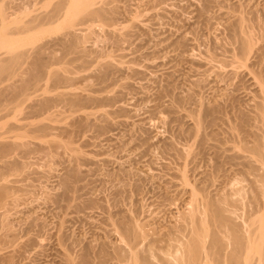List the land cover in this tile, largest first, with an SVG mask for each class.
I'll use <instances>...</instances> for the list:
<instances>
[{
  "label": "rangeland",
  "instance_id": "obj_1",
  "mask_svg": "<svg viewBox=\"0 0 264 264\" xmlns=\"http://www.w3.org/2000/svg\"><path fill=\"white\" fill-rule=\"evenodd\" d=\"M58 1L0 0L11 18L3 34L11 33L9 40L13 44L37 34L36 41L25 46L28 55L31 54L29 58L35 57L36 48L46 47L41 55L48 56L50 62L54 57L55 62H48L49 68H59L72 80L58 83L44 73L48 76L40 77L34 87L35 83L31 85L17 74L10 79L3 77L5 81L0 83L4 92L8 89L4 87L12 82L28 87L25 102L13 106L7 100L10 104L3 101L0 107V143L16 141L14 152L0 154V169L5 172L2 165L9 160L21 165L14 172H5V180L0 179V184H9V191L14 192L3 195L6 199L0 196V264H66L65 254L76 260L72 258L74 264H82L81 255L86 250H93L89 252L93 256L90 264H125L112 260L114 245L125 244L120 240V220L131 216L151 234L154 228L172 222L189 207L185 201L190 199L187 191L192 186L195 190L199 184L208 188L202 191L198 186L202 191H197L200 197H204L206 190V194L219 196L232 193L233 187L246 186L250 190L256 180L250 167L255 163L259 167L260 163L249 151L254 137L264 136V122L257 114V105L264 100L260 92V86L264 85V0H97L94 7L104 11L100 17L90 16L84 9L72 21L65 15L70 10L64 8L59 16L44 21L43 27L40 24L27 30L17 22L19 17L25 22L41 13H50ZM239 18L244 20L243 33L256 42H252L249 52L242 49ZM65 44L68 49L73 45L76 53L73 48L68 51ZM83 48L92 53V58L88 52V57L84 55L86 52L83 54L85 60L83 56L78 58L77 52L81 55ZM7 50L0 47V55ZM75 57L79 60L75 61ZM69 58L75 59L68 65ZM82 59L87 66L80 62ZM27 62L25 68L29 66ZM67 66L71 68L68 73L65 69L62 72V67ZM107 69L110 72L106 73ZM63 93L78 98L82 94V99L93 97L73 106V98L69 96L70 105ZM46 96L67 100L55 98L57 102L53 105L40 108L37 101ZM40 122H49L52 131L36 130ZM21 132L28 135L22 137L24 144L18 140L17 145ZM51 140L61 144L71 142V147L79 152L60 144L51 145ZM174 145L196 152L191 154L194 159L185 152L179 151L184 155L180 154L175 147L172 149ZM247 145L249 150L245 149ZM181 168L187 170L188 182L181 179ZM73 171L77 175L67 188L63 180L73 176ZM151 175H155L154 179ZM201 177L208 178L207 182ZM246 193L245 203L237 205L239 221L252 208L249 202L252 192ZM261 214L264 217V209ZM148 226L153 229L149 231ZM106 240L110 244L107 250L113 254L102 262L97 256Z\"/></svg>",
  "mask_w": 264,
  "mask_h": 264
},
{
  "label": "bare ground",
  "instance_id": "obj_2",
  "mask_svg": "<svg viewBox=\"0 0 264 264\" xmlns=\"http://www.w3.org/2000/svg\"><path fill=\"white\" fill-rule=\"evenodd\" d=\"M97 2V0H60L58 1L57 3H55L52 11L49 13H41L40 15H37V16H33L31 20L27 19L25 20V22H21L20 20V17H19V20L17 21L19 24L22 23L23 25V28L27 29V30H32L34 29L37 25L39 26L41 24L45 26V24L43 23L44 21H46L48 18H53L55 16H59V13L64 9V8H68L70 10H67L69 13L65 14L67 17L70 16L72 19V21H74V19L76 17H78V15L81 13V11H83L84 9H86V11L88 10L89 11V14L90 16L92 15H98V17L100 16H103L104 14V11L102 9H99V8H95L94 7V4ZM4 6L2 4H0V47H6L8 48L7 51H5L3 54L0 55V83L3 82L2 80L4 79L5 81V78L8 77V79L10 78H13V76L15 75H22V79L24 77V79H28L27 82H30L32 83L31 85L34 84V87L35 85H37L38 81L40 80L39 78L42 77L43 75H50L51 77L53 76L55 81H58V83H60V81L64 82V81H72V80H69V77L70 76H67L66 74L63 75V73H61L59 70V68L57 67H53V66H50L49 68V64L50 63H55L53 62L54 61V55L52 56L53 58L51 59L52 61H48L46 58L48 57H45L44 55H41L42 53V48L44 47H39V48H36V55L34 54V58L30 59L29 57L30 56L28 55V50L26 49V44L28 42H34L36 41L37 39V34H32V36H29V38H24V39H21L18 41L19 44H13V42H11L9 40L10 38V34L9 32H5V34H3V30H5V26H6V23L7 22H11V18H10V14L7 12L6 9L3 8ZM51 9V8H50ZM65 11V10H64ZM66 11V12H67ZM85 11V12H86ZM41 12V11H40ZM65 13V12H64ZM63 13V14H64ZM226 13V12H225ZM83 14V13H82ZM88 14V13H87ZM81 15V14H80ZM84 15V14H83ZM65 16V17H66ZM18 18V17H17ZM22 19V18H21ZM54 19V18H53ZM13 20V19H12ZM14 21V20H13ZM74 24V22H72ZM71 23V24H72ZM239 23V32H241V39H242V49L243 51H248L250 50V48H252V42L253 39H252V36L250 35H247L246 32L244 31L243 33V24H244V20L239 18L238 22ZM47 24V22H46ZM237 25V24H236ZM22 27V26H20ZM43 27V26H42ZM5 28V29H4ZM235 30V29H234ZM21 31V30H20ZM26 31V30H24ZM71 31V30H70ZM2 32V33H1ZM13 32V31H12ZM23 32V31H22ZM73 32V31H72ZM14 33V32H13ZM235 33V32H234ZM3 34V36L1 35ZM69 34V33H68ZM238 35V33H237ZM253 35V34H252ZM72 36H74V38H78L79 39V36L75 37V35L72 34ZM239 36V35H238ZM73 38V37H71ZM8 39V41H7ZM239 39V38H238ZM258 39V38H257ZM70 40V39H69ZM77 40V39H76ZM7 41V42H6ZM14 41V40H13ZM74 41V40H73ZM240 41V40H239ZM10 43L12 46H10L9 44L7 43ZM67 43V42H65ZM77 43V42H75ZM256 43V42H254ZM73 44V43H71ZM70 44V45H71ZM16 47H15V46ZM66 45V44H65ZM64 45V46H65ZM69 46V45H68ZM67 45L65 46L66 48L68 47ZM72 47H70L69 49L67 48V50L70 52L73 50V53H76V51L74 52V47L73 45H71ZM76 46V45H75ZM38 47V46H37ZM198 47V46H197ZM46 48V47H44ZM63 48V47H62ZM65 48V49H66ZM71 48H73L71 50ZM79 49V48H78ZM258 49V48H257ZM264 49V48H263ZM6 50V49H5ZM77 50V49H76ZM80 50V49H79ZM82 50V54L79 55L80 52H77L78 54V58H82L81 56H83V59L86 58L84 57L87 56V52H88V56L89 54V51H86L84 48L81 49ZM90 50V49H89ZM33 51V50H32ZM92 51V50H91ZM257 51V50H255ZM33 52V53H34ZM46 52V51H44ZM67 52V51H66ZM65 52V53H66ZM84 52H86L84 54ZM247 52V53H248ZM264 52V51H263ZM31 53V52H30ZM242 53V52H241ZM257 53V52H256ZM76 54V55H77ZM84 54V55H83ZM92 54V53H91ZM91 54H90V57H91ZM64 55H67L64 54ZM87 56V57H88ZM97 56V55H96ZM125 56V55H124ZM33 57V56H32ZM45 57V58H44ZM178 57V56H177ZM27 58H29V60H31L29 63L27 62ZM51 58V57H50ZM49 58V59H50ZM64 58V57H63ZM76 58V57H75ZM74 58V59H75ZM76 58L75 61H78L79 59ZM92 58V57H91ZM71 60H68L70 61L68 63V65L72 62H74L73 58H69ZM73 59V60H72ZM82 59V61H83ZM112 59V58H111ZM60 60V59H59ZM85 60V59H84ZM105 60V59H104ZM80 61L82 64L85 62V61ZM92 61V60H91ZM94 61V60H93ZM106 61V60H105ZM212 61V60H210ZM28 63L27 66L28 68H25V66H23L25 63ZM50 62V63H48ZM102 62V61H100ZM99 62V63H100ZM110 61L108 60V62L106 61L105 63H109ZM90 63V62H89ZM98 63V64H99ZM104 63V62H102ZM101 63V64H102ZM123 63V62H122ZM210 63V62H209ZM216 63V62H215ZM214 63V64H215ZM76 64V63H75ZM80 64V63H79ZM78 64V65H79ZM81 64V65H82ZM88 63H86L85 65L87 66ZM51 65V64H50ZM53 65V64H52ZM84 65V64H83ZM84 65V66H85ZM110 65V64H108ZM112 65V64H111ZM210 65V64H209ZM216 65V64H215ZM244 65V64H243ZM66 66V65H64ZM240 66V65H239ZM103 67L105 68V66L103 65ZM102 67V68H103ZM147 67V66H146ZM67 67H62V72L64 71L63 69H65V72L68 73V70L70 69H67ZM100 68V69H102ZM109 68V67H108ZM216 68V66H215ZM218 68V67H217ZM59 69V70H58ZM121 69V68H120ZM142 69V68H141ZM193 69V68H192ZM210 69V68H209ZM220 69V68H219ZM80 70V69H79ZM105 70V69H103ZM169 70V69H168ZM109 69H107L106 73H108ZM135 71V70H134ZM232 71V70H231ZM241 71V70H240ZM48 72V73H47ZM75 72H78V71H75ZM104 72V71H103ZM110 72V71H109ZM139 72V71H138ZM144 72V71H143ZM142 72V73H143ZM176 72V71H175ZM46 73V74H44ZM178 73V72H177ZM95 74V73H94ZM110 74V73H109ZM139 74V73H138ZM146 74V73H145ZM195 74V73H194ZM46 75V76H48ZM108 75V74H107ZM221 75V74H220ZM7 76V77H6ZM45 76V77H46ZM99 76V75H98ZM102 76V75H100ZM104 76V74H103ZM109 76V75H108ZM107 76V77H108ZM5 77V78H3ZM52 77V78H53ZM111 77V76H110ZM43 78V77H42ZM48 78V77H47ZM50 78V77H49ZM113 78V77H112ZM39 79V80H38ZM53 79V82H55ZM71 79V78H70ZM108 79V78H107ZM38 80V81H37ZM152 80V79H151ZM8 81V80H7ZM23 81V80H22ZM37 81V82H36ZM52 81V80H51ZM76 81V80H75ZM259 81V80H258ZM62 82V83H63ZM107 82V81H106ZM126 82V81H125ZM13 83V82H12ZM12 83L8 84L7 87L5 86L4 88H8L7 90L2 91V89H0V107L4 105V102L3 101H6L7 100L12 103L11 105H16V103L23 101L25 102L26 101V98L28 96V87L26 86V84L24 85H21L20 86H17V85H13ZM37 83V84H36ZM57 83V84H58ZM102 83V82H101ZM209 83V82H208ZM55 84V83H54ZM91 84V83H90ZM30 85V84H29ZM40 85V84H39ZM255 85V84H253ZM38 86V85H37ZM103 86V85H102ZM122 86V85H121ZM31 86H29L30 88ZM45 87V86H44ZM43 87V88H44ZM52 87V86H51ZM260 92L263 94L261 97H264V85L260 86ZM3 88V89H4ZM10 88V89H9ZM38 88V87H36ZM31 89V88H30ZM44 89H47L44 88ZM81 89V88H80ZM121 90V89H120ZM119 90V91H120ZM10 95H9V93ZM7 92V93H6ZM48 91L46 90V93ZM61 92V91H60ZM74 92V91H73ZM59 93V92H58ZM77 93V92H76ZM7 94V96H6ZM41 94V93H40ZM39 94V95H40ZM69 94V92H68ZM73 94V93H72ZM78 94V93H77ZM80 94V93H79ZM9 95V96H8ZM38 95V96H39ZM46 95V94H45ZM61 96V94H59ZM58 95V96H59ZM64 95V93L62 94V96ZM82 96V94H80ZM67 95L63 96V97H66ZM69 96H71V98H73V101L71 99H69ZM67 96L68 100L65 98H60L59 100V97L57 96H46V97H43L41 98L42 100L41 101H37L39 102L38 103V106L40 108H47V107H50L51 105H53L55 102H57V99L61 102H68L69 101H72V105L74 106V103L77 102V101H82V100H86V99H89L91 100V98H85L82 99L80 98L81 96H79L78 98V95L77 97H75V94L72 96V95H69ZM96 97V95H95ZM57 98V99H55ZM75 98V99H74ZM98 98V97H97ZM63 99V101L61 100ZM100 99V98H99ZM25 100V101H24ZM40 100V99H38ZM65 100V101H64ZM88 100V101H89ZM94 100V99H93ZM101 100V99H100ZM87 102H83V103H88ZM111 101V100H110ZM217 101V100H216ZM260 101V100H259ZM7 102V103H9ZM34 102V101H33ZM36 102V103H37ZM79 102L75 103V104H78ZM258 102V101H257ZM256 102V103H257ZM9 103V104H10ZM95 103V102H94ZM6 104V103H5ZM19 104V103H18ZM70 104V103H69ZM70 104V105H71ZM90 104V103H89ZM13 105V106H14ZM64 105V104H63ZM101 105V104H100ZM257 105V104H256ZM6 106V105H5ZM90 106V105H89ZM122 106V105H121ZM83 107V106H82ZM204 107V106H203ZM257 109L259 111V113H257L259 116V118L262 120V122H264V100H262V102L260 101L257 105ZM5 108V107H4ZM173 108V107H172ZM125 109V108H124ZM187 109V108H186ZM62 111V110H61ZM54 112V111H53ZM125 112V111H124ZM213 112V111H212ZM6 113V112H5ZM110 114V113H109ZM197 114V113H196ZM191 115V114H190ZM190 115H185V116H189ZM193 115V114H192ZM54 116V114H53ZM52 116V117H53ZM51 117V116H50ZM182 117H184L182 115ZM44 118V117H43ZM47 118V117H46ZM49 118V117H48ZM56 118V117H55ZM188 118V117H187ZM196 118V117H195ZM51 119V118H50ZM162 119V118H161ZM199 119V118H198ZM49 120V119H48ZM54 120V119H53ZM52 120V121H53ZM63 120V118H62ZM185 120V119H184ZM195 120V119H194ZM45 121V120H44ZM56 121V120H55ZM111 121V120H110ZM120 121V120H119ZM183 122V120H182ZM41 123V122H40ZM49 123V122H48ZM48 123L44 124V123H41L39 124L38 126H36V130H38L39 132L41 133H48L49 131H52L49 129V125ZM62 123V122H61ZM110 124V123H109ZM199 122H197V127H201L199 124ZM36 125V124H34ZM124 125V124H123ZM128 125V124H126ZM195 125H196V121H195ZM55 126V125H54ZM88 126V125H86ZM99 126V125H98ZM104 126V125H103ZM256 126V125H255ZM178 127V126H177ZM15 128V127H14ZM78 128V127H77ZM105 128V127H104ZM196 128V127H195ZM54 129V128H53ZM66 129V127H65ZM197 129V132H199L198 128ZM27 130V129H26ZM32 130V129H31ZM49 130V131H48ZM194 130V129H193ZM224 130V129H223ZM227 130V129H226ZM34 131V130H33ZM48 131V132H47ZM104 131V130H103ZM196 131V130H195ZM185 132V130H184ZM203 132V131H202ZM25 133V132H24ZM24 133H18L17 135H20V136H17L16 140H17V145H18V140L20 141L19 143H22V137H25L26 135L28 134H24ZM35 133V131L33 132ZM196 133V132H195ZM23 134V135H22ZM38 134V133H37ZM171 134V133H170ZM185 134V133H184ZM197 134V133H196ZM253 134V133H252ZM260 134V133H259ZM262 134V133H261ZM46 135V134H45ZM51 135V134H50ZM199 135V133H198ZM39 136V135H37ZM114 136V135H113ZM181 136V135H180ZM190 136V134H189ZM256 136V135H255ZM41 137V136H40ZM50 137V136H49ZM176 137V136H175ZM196 137V136H195ZM26 138V137H25ZM34 138V137H33ZM58 138V137H57ZM184 138V137H183ZM189 138V137H188ZM224 138V137H223ZM256 140H254V145L252 144V146H250V151L251 153H253L254 155H256L255 157H257V162L260 163L259 167L257 166L256 167V163L255 165H252V172L250 170V172L253 174L255 173V175L257 176V178H255L256 180L252 183V186L250 187V190L248 188L245 187H240L238 188L235 184V187L237 188H234L233 187V190L231 189V192L232 193H223L222 195H219V196H213L211 194H206V191L205 193L203 192V195L204 197H200L198 196V194L200 195V193L204 190V188H207V187H201L200 185V190L202 189V191L200 192V190L198 189L199 185L197 186L196 190H195V187L193 189V186L190 190V191H187L189 192V197L190 199L186 200L185 201V204L186 206L188 207L187 209H185V211L182 212L181 215H179V217L177 218L176 216V219L173 220L172 222H166L167 224H162L160 225V227H156L155 225H153V228L154 226L156 228H152V227H149V231H150V228H152L154 230V233H152L151 231V234L150 232H148V230H146L145 226L142 224H139L138 221H135L134 219L131 218H127L124 220V221H119L120 223V228L118 227V229H120V237H121V241L123 240L125 242H123V244L125 245H122V242H120L118 239L120 238H117V241H119V245H114V257L112 258V260L114 259L117 263H125V264H264V217L263 215L261 214L263 212V209L262 208V204L264 203V136L263 135H258L256 137H254ZM204 139V138H203ZM246 139V138H245ZM2 141V140H1ZM14 141V140H13ZM24 141V140H23ZM27 141V140H26ZM52 141V140H51ZM49 142L50 144L53 142ZM173 141V140H172ZM203 141V140H202ZM202 141H201V144H202ZM217 141V140H216ZM244 141V140H243ZM4 142V141H3ZM60 142V140H59ZM183 142V141H182ZM247 142V141H246ZM74 143V142H73ZM204 143V141H203ZM15 144H16V141H15ZM15 144L10 142L8 143L5 142V143H0V154H4V152H8L7 154H9L10 152H14V147H15ZM24 144V142L22 143ZM56 146L60 144V146L63 145V147H66L67 149H70V150H74V151H78V149L76 148H73L71 147L70 144H72L71 142H68L66 143V141L62 144L61 143H58L57 140L51 144ZM200 144V143H199ZM20 145V144H19ZM93 145V144H92ZM166 145V144H165ZM223 145V144H222ZM220 145V146H222ZM245 145V143H244ZM44 146V145H43ZM57 146V147H58ZM177 146V145H176ZM176 146H171L172 149H175L176 151H182V152H185L184 154H186V156L188 157L190 155L191 157V154L194 152L191 153V151L187 148H184V147H181L180 149ZM198 146V145H197ZM203 146V145H202ZM248 146V145H247ZM18 147V146H17ZM16 147V148H17ZM156 147V146H155ZM191 147V146H190ZM14 148V149H13ZM42 148V146H41ZM164 148V147H163ZM189 148V147H188ZM201 148V147H200ZM168 149V148H167ZM192 149V147L190 148ZM245 149L249 150V146L248 148L245 147ZM48 151V150H47ZM148 151V150H146ZM171 151V150H170ZM221 151V150H220ZM224 151V150H223ZM245 151V150H244ZM49 152V151H48ZM79 152V151H78ZM168 152V151H167ZM136 153V152H135ZM142 153V152H141ZM180 154H182L181 152H179ZM196 155V152H194ZM235 153V152H234ZM5 153V156L7 155ZM51 154V153H50ZM77 154V153H76ZM83 154V153H82ZM178 154V153H177ZM182 154V155H184ZM73 155V154H72ZM220 155V154H219ZM2 156V155H1ZM134 156V155H133ZM185 156V158H187ZM242 156V155H241ZM4 157V156H3ZM78 157V156H77ZM177 157V156H176ZM193 157V158H192ZM192 157L190 158L191 160L194 159L195 156L192 155ZM248 157V155H247ZM5 158V157H4ZM178 158V157H177ZM182 158V156H181ZM184 158V160H185ZM217 158V157H216ZM246 158V157H245ZM111 159V158H110ZM175 159V158H174ZM173 159V160H174ZM196 161H197V157L195 158ZM232 159V158H231ZM244 159V158H243ZM249 159V158H248ZM252 159V158H251ZM2 160V159H1ZM5 160V159H4ZM177 160V159H176ZM190 160V161H191ZM212 160V159H211ZM214 160V159H213ZM247 160V159H245ZM250 160V159H249ZM196 161H193V162H196ZM248 161V160H247ZM114 162V161H113ZM185 162V161H184ZM183 162V163H184ZM192 162V163H193ZM246 162V161H245ZM253 162V161H252ZM20 163V162H19ZM16 162H13L9 160V162H6L4 163V166L2 165V167H4L5 169V172H8V171H13L14 170L16 171L18 168L20 169V164ZM182 163V164H183ZM197 163V162H196ZM251 163V162H250ZM22 164V163H21ZM195 164V163H194ZM254 164V163H253ZM24 165V164H22ZM165 165V164H164ZM169 165V164H168ZM189 165V164H188ZM193 165V164H192ZM196 165V164H195ZM244 165V164H243ZM186 166V165H185ZM183 165V167H185ZM216 167V165H214ZM213 166V167H214ZM165 167V166H164ZM168 167V166H166ZM181 167V166H179ZM193 167V166H192ZM197 167V165H196ZM209 167V166H208ZM188 168V166H187ZM195 168V167H193ZM231 168V167H230ZM249 168V169H250ZM145 169V168H144ZM184 168H181L179 171H180V176H182V180L185 181V182H188V175L186 173V169ZM219 168H217L218 170ZM263 171H262V170ZM175 170V169H173ZM186 170V171H185ZM193 170V169H192ZM211 170V169H210ZM215 169V172L217 171ZM233 170V169H232ZM261 170V171H260ZM76 171V170H74ZM72 172L71 174L73 176H68L69 177H65V180H63V183L65 184V187L67 186H71L70 183L71 182V179L77 175V171L74 175L75 172ZM142 171V170H141ZM144 171V170H143ZM151 171V170H150ZM178 171V170H176ZM190 171V170H189ZM194 171V170H193ZM196 171V170H195ZM204 171V170H203ZM202 171V172H203ZM208 171V170H207ZM220 171V170H219ZM231 171V170H230ZM5 172L3 170L0 169V179L3 180V178L5 177ZM136 172V171H135ZM175 175H177L175 173V171H173ZM206 172V171H204ZM214 172V173H215ZM132 173V172H131ZM168 173V172H167ZM192 173V172H191ZM190 173V174H191ZM200 173V172H199ZM210 172H208L209 174ZM80 174V173H79ZM137 174V173H136ZM147 174V173H146ZM172 174V175H173ZM202 174V173H201ZM201 174H199L201 176ZM218 174V173H217ZM220 174V173H219ZM7 175V174H6ZM121 175V174H120ZM140 175V174H139ZM149 175V174H148ZM163 175V174H162ZM170 175H171V172H170ZM194 175V174H193ZM212 175V174H211ZM210 175V176H211ZM155 175H151L150 177L152 179H154ZM165 177V175H163ZM162 176V177H163ZM174 176V175H173ZM205 176V174H204ZM243 176V175H242ZM160 177V178H162ZM179 177V176H178ZM196 177H197V174H196ZM212 177V176H211ZM245 177V176H243ZM251 177V176H250ZM180 178V177H179ZM201 178H205V177H201ZM200 178V179H201ZM75 179V177H74ZM72 179V180H74ZM159 179V178H158ZM177 179V178H176ZM191 179V178H190ZM206 179V178H205ZM208 179V178H207ZM207 179H206V182H207ZM219 179V178H218ZM222 179V178H221ZM246 179V178H244ZM5 180V178H4ZM161 180V179H160ZM178 180V179H177ZM193 180V179H192ZM196 180V178H195ZM164 181V179H163ZM162 181V182H163ZM201 181V180H200ZM205 181V180H203ZM202 181V182H203ZM210 180H208L209 182ZM217 181V180H216ZM219 181V180H218ZM155 182V181H154ZM167 182V181H166ZM180 182V181H179ZM196 182V181H195ZM205 182V184H206ZM215 182V181H214ZM5 182H1L0 184V196H1V199H6V198H3L5 196V194L8 196V192L11 193L10 188H9V184H4ZM75 183V182H74ZM182 183V182H181ZM191 182H189L190 184ZM201 183V182H200ZM212 183V182H211ZM234 183V182H233ZM236 183V182H235ZM250 183V182H249ZM164 184V183H163ZM166 184V183H165ZM188 184V183H187ZM188 184V186H189ZM193 185V183H191ZM203 184V183H202ZM243 184V183H242ZM167 185V184H166ZM179 185V184H178ZM196 185V184H195ZM210 185V184H209ZM234 185V184H233ZM161 186V185H160ZM191 186V185H190ZM206 186H208L206 184ZM213 186V185H212ZM11 187V186H10ZM74 187V185L72 186ZM140 187V185L138 186ZM164 187V186H163ZM187 187V185H186ZM214 187V186H213ZM217 187V186H216ZM215 187V188H216ZM68 188V187H67ZM70 188V187H69ZM166 188H168L166 186ZM181 188V187H179ZM185 188V187H184ZM214 188V189H215ZM125 189V188H124ZM198 189V190H197ZM208 189V188H207ZM210 189H213V188H210ZM209 189V190H210ZM213 189V190H214ZM75 190V189H74ZM212 190V191H213ZM216 190V189H215ZM218 190V189H217ZM216 190V191H217ZM221 190V189H220ZM229 190V189H228ZM164 191V190H163ZM166 191V190H165ZM168 191V189H167ZM181 191V190H180ZM200 193H198V192ZM211 191V193H213ZM215 191V193H216ZM230 191V190H229ZM252 193H251V192ZM13 192V191H12ZM16 192V191H15ZM172 192V191H171ZM222 192V191H221ZM246 192H249L251 193L250 195H252V197H250L249 199V202H251V206L252 208L247 212L245 213V216L242 217V220H238V214L239 213H236L238 212L236 209H238L237 207L240 205V203L244 202L243 198L246 197ZM14 193V192H13ZM186 193V192H185ZM12 194V193H11ZM176 194V193H175ZM206 194V195H205ZM4 195V196H3ZM157 195V194H156ZM165 195V194H164ZM202 195V194H201ZM16 196V195H15ZM18 196V195H17ZM237 196V197H236ZM165 197V196H163ZM170 197V196H168ZM174 197V196H173ZM184 197V196H183ZM235 197V198H234ZM167 198V197H165ZM188 198V197H187ZM201 198V199H199ZM161 199V198H160ZM168 199V198H167ZM170 199H172L170 197ZM18 200V199H17ZM169 200V199H168ZM180 200V199H179ZM184 200V199H183ZM247 200V199H246ZM2 201V200H1ZM0 201V203H1ZM172 201V200H170ZM177 201V199H176ZM5 202V201H4ZM161 202H162V199H161ZM166 202V201H165ZM177 203V202H176ZM245 203V202H244ZM248 203V201H247ZM6 204V203H5ZM8 204V203H7ZM166 204V203H165ZM182 204V203H181ZM141 205V204H140ZM238 205V206H237ZM246 205V204H245ZM3 206V205H2ZM6 206V205H5ZM162 206V205H161ZM250 206V207H251ZM264 206V205H263ZM244 207V206H243ZM242 207V208H243ZM248 208V207H247ZM108 209V208H107ZM184 209V208H183ZM131 210V209H130ZM109 211V210H108ZM245 212V210H243ZM107 212V211H106ZM162 212V211H161ZM121 213V212H120ZM129 213V212H128ZM181 213V212H180ZM179 213V214H180ZM129 215V214H128ZM241 215V214H240ZM118 216V215H117ZM129 217V216H128ZM174 217V216H173ZM156 218V217H155ZM34 219V218H33ZM112 219V218H111ZM118 219V218H117ZM124 219V218H123ZM122 219V220H123ZM164 219V218H163ZM173 219V218H172ZM113 220V219H112ZM115 220V219H114ZM113 220V221H114ZM157 220V219H156ZM117 221V220H116ZM115 223H118L116 222ZM153 221V219H152ZM166 221V219H165ZM154 222V221H153ZM157 222V221H156ZM160 222V221H158ZM118 223V224H119ZM149 223L151 224L152 222L149 221ZM161 223V222H160ZM163 223V221H162ZM5 224V223H4ZM3 224V225H4ZM117 224V225H118ZM145 224V223H144ZM155 224H159V223H155ZM110 225V224H109ZM147 226V224H145ZM149 225V224H148ZM60 226V225H59ZM63 226V225H62ZM114 226V225H113ZM152 226V225H151ZM159 226V225H158ZM162 226V227H161ZM3 227V226H2ZM6 228V227H5ZM12 228V227H11ZM64 228V227H63ZM67 228V227H66ZM60 229V228H59ZM64 230V229H63ZM117 231V229H115ZM101 231V230H100ZM65 232V231H64ZM63 233V232H62ZM61 233V234H62ZM106 233V232H105ZM60 234V235H61ZM64 234V233H63ZM59 235V236H60ZM118 235V233H117ZM95 237V236H94ZM102 237V236H101ZM105 239V238H104ZM63 241V240H62ZM84 241V240H83ZM93 241V240H92ZM111 242V241H110ZM116 242V241H115ZM142 244V245H141ZM109 242H107V240L103 243H102V247L99 251V256H97L98 260L101 259L102 262L103 261H107L110 259V257L112 255L110 254H113V253H110L109 250H107L108 246H109ZM62 246V245H61ZM113 247V246H111ZM68 248V247H67ZM91 248V247H90ZM63 249V248H62ZM89 249V248H88ZM98 249V248H97ZM69 251V250H68ZM93 251V250H92ZM92 251H88L86 250V253L84 252L83 255H81V260H82V264H90L92 263V257H90V253L89 252H92ZM98 251V250H97ZM96 251V252H97ZM109 251V252H108ZM112 252V251H111ZM63 254V253H62ZM97 253H95L94 255L96 256ZM64 255V254H63ZM70 255V254H69ZM72 255V254H71ZM74 255V254H73ZM92 255V254H91ZM94 256V257H95ZM65 257H66V254H65ZM64 257V260H65V263L66 264H74V261H73V257H69L67 255V257L65 258ZM1 258V256H0ZM63 258V257H62ZM73 258V259H72ZM79 258V257H78ZM96 258V257H95ZM94 258V259H95ZM3 260V259H2ZM5 260V259H4ZM75 260V259H74ZM63 261V260H62ZM79 261V260H77ZM91 261V262H90ZM95 261V260H94ZM93 261V262H94ZM76 262V260H75ZM101 262V261H100ZM101 262V263H102ZM81 263V262H80ZM96 263V262H95ZM98 263V261H97ZM63 264V262H62ZM76 264V263H75ZM78 264V262H77ZM108 264V263H107Z\"/></svg>",
  "mask_w": 264,
  "mask_h": 264
}]
</instances>
